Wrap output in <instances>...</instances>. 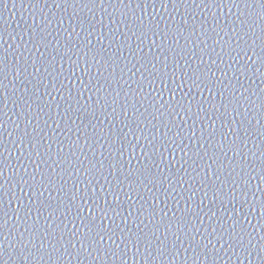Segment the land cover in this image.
Returning <instances> with one entry per match:
<instances>
[{
  "label": "water",
  "instance_id": "water-1",
  "mask_svg": "<svg viewBox=\"0 0 264 264\" xmlns=\"http://www.w3.org/2000/svg\"><path fill=\"white\" fill-rule=\"evenodd\" d=\"M0 264H264V0H0Z\"/></svg>",
  "mask_w": 264,
  "mask_h": 264
},
{
  "label": "snow or ice",
  "instance_id": "snow-or-ice-1",
  "mask_svg": "<svg viewBox=\"0 0 264 264\" xmlns=\"http://www.w3.org/2000/svg\"><path fill=\"white\" fill-rule=\"evenodd\" d=\"M3 151V149L2 148H0V152H2ZM0 227H2V225H0Z\"/></svg>",
  "mask_w": 264,
  "mask_h": 264
}]
</instances>
